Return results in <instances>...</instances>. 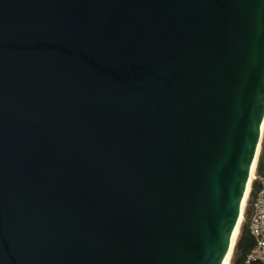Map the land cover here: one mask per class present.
I'll list each match as a JSON object with an SVG mask.
<instances>
[{
    "label": "water",
    "instance_id": "obj_1",
    "mask_svg": "<svg viewBox=\"0 0 264 264\" xmlns=\"http://www.w3.org/2000/svg\"><path fill=\"white\" fill-rule=\"evenodd\" d=\"M263 129L264 0H0V264H222Z\"/></svg>",
    "mask_w": 264,
    "mask_h": 264
},
{
    "label": "trees",
    "instance_id": "obj_2",
    "mask_svg": "<svg viewBox=\"0 0 264 264\" xmlns=\"http://www.w3.org/2000/svg\"><path fill=\"white\" fill-rule=\"evenodd\" d=\"M264 168V129L261 137V143L259 152L257 155L256 165H255V175L256 178L253 179L249 185V190L247 193L246 203L243 210V218L240 220L238 233L236 240L234 242L231 256L229 258V264H246L245 258L249 250L254 244V239L250 234L248 225L252 214V202L260 187L259 175L262 173ZM249 264H260L258 262H251Z\"/></svg>",
    "mask_w": 264,
    "mask_h": 264
},
{
    "label": "built area",
    "instance_id": "obj_3",
    "mask_svg": "<svg viewBox=\"0 0 264 264\" xmlns=\"http://www.w3.org/2000/svg\"><path fill=\"white\" fill-rule=\"evenodd\" d=\"M252 178L255 179L256 176L252 175ZM258 178L260 187L252 202V214L248 225L254 244L246 255V264L251 262L264 264V168Z\"/></svg>",
    "mask_w": 264,
    "mask_h": 264
},
{
    "label": "bare ground",
    "instance_id": "obj_4",
    "mask_svg": "<svg viewBox=\"0 0 264 264\" xmlns=\"http://www.w3.org/2000/svg\"><path fill=\"white\" fill-rule=\"evenodd\" d=\"M252 173H253V169H252L251 174H250V179L252 178ZM247 193H248V189L246 190L245 195H244V198H243V201H242V211H243V207H244V205H245V201H246V198H247ZM237 229H238V228H236V229L234 230V233H233V236H232V242H233V240H234L235 237H236ZM231 244H233V243H231ZM230 254H231V248L229 249V251H228L226 257L224 258V261H223L222 264H228V263H229V257H230Z\"/></svg>",
    "mask_w": 264,
    "mask_h": 264
},
{
    "label": "rangeland",
    "instance_id": "obj_5",
    "mask_svg": "<svg viewBox=\"0 0 264 264\" xmlns=\"http://www.w3.org/2000/svg\"><path fill=\"white\" fill-rule=\"evenodd\" d=\"M260 148V147H259ZM258 152H259V150H258ZM258 155V154H257ZM256 160H257V158H256ZM255 165H256V162H255ZM254 170H255V167H254ZM253 170V173H252V175H255V171ZM256 176V175H255ZM253 180V178H251L250 179V183H251V181ZM250 185V184H249ZM248 190H249V188H248ZM245 203H246V201H245ZM244 207H245V205H244ZM244 207H243V210H244ZM243 218V211H242V216H241V219ZM238 227H239V225H238ZM238 233V232H237ZM236 237H237V235H236ZM235 240H236V238H235ZM235 242V241H234ZM230 256H231V254H230ZM230 258V257H229ZM229 264V263H228Z\"/></svg>",
    "mask_w": 264,
    "mask_h": 264
}]
</instances>
